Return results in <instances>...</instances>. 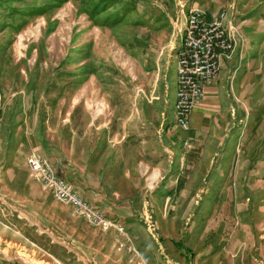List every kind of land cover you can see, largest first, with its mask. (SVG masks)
I'll use <instances>...</instances> for the list:
<instances>
[{
  "label": "rangeland",
  "instance_id": "1",
  "mask_svg": "<svg viewBox=\"0 0 264 264\" xmlns=\"http://www.w3.org/2000/svg\"><path fill=\"white\" fill-rule=\"evenodd\" d=\"M193 9L227 11L229 58L258 45L230 158L170 139ZM31 154L111 224L55 200ZM0 264H264V0H0Z\"/></svg>",
  "mask_w": 264,
  "mask_h": 264
},
{
  "label": "built area",
  "instance_id": "2",
  "mask_svg": "<svg viewBox=\"0 0 264 264\" xmlns=\"http://www.w3.org/2000/svg\"><path fill=\"white\" fill-rule=\"evenodd\" d=\"M227 19L226 10L209 18L205 13L193 9L178 35L182 44L176 60L175 124L179 132L186 134L183 147L188 153L196 150L190 136L192 114L203 102L207 88L217 80L222 60L230 57L238 43L239 34L227 25ZM28 165L31 174L51 191L55 200L74 206L78 213L85 214L94 224H111L100 210L80 195L74 185L56 172L46 158L31 154Z\"/></svg>",
  "mask_w": 264,
  "mask_h": 264
},
{
  "label": "crops",
  "instance_id": "3",
  "mask_svg": "<svg viewBox=\"0 0 264 264\" xmlns=\"http://www.w3.org/2000/svg\"><path fill=\"white\" fill-rule=\"evenodd\" d=\"M185 25L186 21L183 28ZM178 39L180 45L177 47V54L182 44L181 37ZM257 59L258 45L246 41L239 48L237 47L231 58L222 60L217 80L207 88L203 102L195 108L192 114L191 140L193 148L196 150L190 152L191 155L202 157L204 151L205 160L214 158L218 152L219 154L221 152L219 155L221 158H230L237 153L234 151L233 145L235 139L241 135V131L245 128L242 125L247 116L245 95H251L253 92V89L249 90V87H246L256 72L254 65ZM174 82L176 84L177 78ZM173 90V127L179 131L175 124L177 85L175 89L173 87ZM185 137V133L178 135L177 132L170 138L179 153L182 151ZM203 140L204 142H202ZM199 145L204 146L203 151ZM18 157H24L20 153V147L18 148Z\"/></svg>",
  "mask_w": 264,
  "mask_h": 264
},
{
  "label": "trees",
  "instance_id": "4",
  "mask_svg": "<svg viewBox=\"0 0 264 264\" xmlns=\"http://www.w3.org/2000/svg\"><path fill=\"white\" fill-rule=\"evenodd\" d=\"M180 247H181V248H186V249H187V247H186L184 244H181Z\"/></svg>",
  "mask_w": 264,
  "mask_h": 264
}]
</instances>
